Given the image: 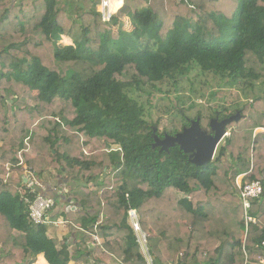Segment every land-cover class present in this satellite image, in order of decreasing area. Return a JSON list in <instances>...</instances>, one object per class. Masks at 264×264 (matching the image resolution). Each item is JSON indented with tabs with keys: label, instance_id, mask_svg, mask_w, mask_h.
<instances>
[{
	"label": "trees",
	"instance_id": "1",
	"mask_svg": "<svg viewBox=\"0 0 264 264\" xmlns=\"http://www.w3.org/2000/svg\"><path fill=\"white\" fill-rule=\"evenodd\" d=\"M100 4L0 0V264H31L38 255L47 264H100L90 244L101 228L111 239L103 260L147 264L131 210L152 264H256L264 256V193L251 201L256 221L245 234L235 181L244 175L264 188V0H122L108 23ZM191 74L217 78L212 97L224 86L253 96L214 114L241 118L204 167L178 147L152 148L156 102L170 103L172 124L189 126L178 101L193 89ZM168 86L173 93L161 90ZM197 117L208 130L210 119ZM51 172L63 176L71 202L53 217L50 198L49 219L86 231L76 230L71 250L68 238H49L45 225L31 222L24 201L41 191L29 174L45 188ZM90 186L92 196L78 193Z\"/></svg>",
	"mask_w": 264,
	"mask_h": 264
},
{
	"label": "rangeland",
	"instance_id": "2",
	"mask_svg": "<svg viewBox=\"0 0 264 264\" xmlns=\"http://www.w3.org/2000/svg\"><path fill=\"white\" fill-rule=\"evenodd\" d=\"M193 75L194 74H191L189 77V80L193 82V89H192L191 93L186 91L185 94H186L187 98L183 99V101H178V104L180 105V107L187 111L186 116H188L187 118H189V120H194L197 113H200L202 115V117L209 118L210 120L215 118V116H214L215 113H219L220 117L226 116L229 113H231L233 110H235V108H238L242 104H244L248 101H251V99L253 98V96L251 95L250 92H245L247 94V96H246V94L244 96V93H241L238 90L239 89L238 87L231 88V87H225V86L221 89L222 94L212 97L210 94H212L211 92L214 93V90L217 87V83H218L217 78H215L214 76L208 75L207 79L205 80L204 77L195 78V77H193ZM182 79L183 78L177 79L179 82L178 85L181 88H185V89L189 88V83L187 81H183ZM202 80H203V83L207 82V88L209 90H211L210 92L206 91L207 88L203 89L205 87V84L202 87ZM261 88H257V89H259V91H260ZM148 89L147 90L149 92H153L156 95H159V92H156L154 89H150V88H148ZM161 90L169 92L170 94L173 93V88L171 86L161 87ZM130 95L135 99H139L141 102H144L146 100V95L142 94V93H131ZM235 100L238 101L239 106H237V104H234L236 102ZM150 101L152 103H154L155 100L153 98H150ZM193 102L197 103L198 105H196L195 108L190 110L189 107L192 106ZM148 108H149V105H147V109ZM154 109H156L157 111L154 112ZM154 109L150 110L151 119L153 122H155L158 119V123L156 126H153V128H155L156 131L160 135H162V136H164V135L173 136L174 134L181 132V130L184 127H187V126H183L184 124L181 121H176L175 124L174 123L172 124V118L171 117H172L173 113H172L171 105L168 101L156 102ZM219 119H221V118H219ZM208 125H209V123H208ZM227 132H228V136H229V131L227 130ZM223 144H224V139L219 144V146L217 147L214 159L217 156L218 151L223 146ZM51 173H55V172H51ZM50 176H51V174H50ZM54 176H58V175L55 173ZM92 192H95V191L92 190V191L88 192V194L92 195L93 194ZM176 194L181 200H183L185 197L184 194H182L179 191H177ZM63 224H64V222H63ZM63 224H62V226H63ZM58 226H60V225H58ZM81 230L82 229H79L78 231L81 234H85ZM103 231L104 230L101 228L98 232V235L100 236V238H102L101 239L102 243L100 245L96 244V246H90V247H92L90 256L95 261L100 260L99 258H100L101 253H109V250L106 247V242H110L111 239H105L104 240L103 239V237H104ZM243 240H244V238H243ZM236 252H238V250H236ZM256 264H258V262Z\"/></svg>",
	"mask_w": 264,
	"mask_h": 264
},
{
	"label": "built area",
	"instance_id": "3",
	"mask_svg": "<svg viewBox=\"0 0 264 264\" xmlns=\"http://www.w3.org/2000/svg\"><path fill=\"white\" fill-rule=\"evenodd\" d=\"M114 2H117V0H101L98 12L101 15L102 21L105 23H108L111 19L112 14L117 11L113 10ZM25 152H28V150L26 149ZM17 157L20 161H22V156L19 153ZM29 177V186H36L40 188V190L44 189L42 184L38 182L32 174H29ZM243 177L244 175H241L236 179L235 186L239 192V200L243 208V226L245 227L244 233L246 234L249 224H254L256 221L255 217L250 215L251 201L261 198L264 193V188L258 181L244 182ZM24 201L29 205V218L35 225L57 226L59 224H63V221H54L52 219H49L50 211L55 206L53 199L46 198L41 194H38L32 203H29L28 200ZM128 217L130 225L138 237L141 254L143 255L147 264H152V258L149 255L146 247V235L141 232L136 212L131 210L128 213ZM81 231L83 233H86V231L83 229ZM98 232L99 231L95 232L92 235L90 246H96V244L100 245L102 243V238H100ZM262 247L264 248V241L262 242ZM258 264H264V256L259 259Z\"/></svg>",
	"mask_w": 264,
	"mask_h": 264
},
{
	"label": "water",
	"instance_id": "4",
	"mask_svg": "<svg viewBox=\"0 0 264 264\" xmlns=\"http://www.w3.org/2000/svg\"><path fill=\"white\" fill-rule=\"evenodd\" d=\"M241 118V113L219 120L218 116L209 121L208 130L201 127L200 118L191 120L189 126L173 136L164 135L161 139L153 128L152 148L167 153L169 149L178 147L188 156V162L196 167H204L214 160L219 144L227 136V127ZM92 249V247H91Z\"/></svg>",
	"mask_w": 264,
	"mask_h": 264
},
{
	"label": "crops",
	"instance_id": "5",
	"mask_svg": "<svg viewBox=\"0 0 264 264\" xmlns=\"http://www.w3.org/2000/svg\"><path fill=\"white\" fill-rule=\"evenodd\" d=\"M122 1V0H121ZM122 6V3H121ZM116 11V10H115ZM50 175L45 176V182H47V187H45L43 190L40 191V194L44 197H49V198H54L55 202H56V207L54 209V211L52 212L51 216H56V214L60 213L61 211L65 210V206L70 203V199L66 197V188L64 186V183H62L63 180V176H54L55 173H50ZM53 176V177H52ZM95 191L94 188H92L90 186L89 189H81V191H85L86 193L90 192V191ZM81 191L79 190L78 193H81ZM94 194V192H92ZM92 194V195H93ZM90 195V196H92ZM70 201V202H69ZM67 202V203H66ZM62 218L57 219V221H62ZM55 221V220H54ZM60 226H54V225H47V236L49 238H53L56 239L58 241H61L63 239L68 238V242L69 243V250H71L72 248V244H78L79 241V233L75 230L72 232H69L68 228L66 225L63 224H59ZM79 230V229H78ZM103 239L105 240V238L103 237ZM72 241V244H71ZM102 254V253H101ZM100 254V260L96 261L99 262L100 264H121V262L117 259L114 260H103L102 259V255ZM110 255V253H107ZM111 256V255H110ZM95 261V260H94ZM31 264H47V262L45 261L43 255H38L35 259V261ZM72 264V263H70Z\"/></svg>",
	"mask_w": 264,
	"mask_h": 264
},
{
	"label": "bare ground",
	"instance_id": "6",
	"mask_svg": "<svg viewBox=\"0 0 264 264\" xmlns=\"http://www.w3.org/2000/svg\"><path fill=\"white\" fill-rule=\"evenodd\" d=\"M121 3H122L121 0H117V2H114L113 3V5H114L113 10H118L121 7Z\"/></svg>",
	"mask_w": 264,
	"mask_h": 264
},
{
	"label": "flooded vegetation",
	"instance_id": "7",
	"mask_svg": "<svg viewBox=\"0 0 264 264\" xmlns=\"http://www.w3.org/2000/svg\"><path fill=\"white\" fill-rule=\"evenodd\" d=\"M219 120H221V119H219Z\"/></svg>",
	"mask_w": 264,
	"mask_h": 264
}]
</instances>
